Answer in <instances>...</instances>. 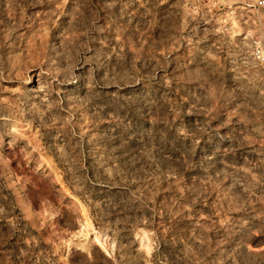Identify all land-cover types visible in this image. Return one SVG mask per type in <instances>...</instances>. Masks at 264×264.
Segmentation results:
<instances>
[{"label": "rangeland", "instance_id": "1", "mask_svg": "<svg viewBox=\"0 0 264 264\" xmlns=\"http://www.w3.org/2000/svg\"><path fill=\"white\" fill-rule=\"evenodd\" d=\"M0 264H264V15L0 0Z\"/></svg>", "mask_w": 264, "mask_h": 264}, {"label": "built area", "instance_id": "2", "mask_svg": "<svg viewBox=\"0 0 264 264\" xmlns=\"http://www.w3.org/2000/svg\"><path fill=\"white\" fill-rule=\"evenodd\" d=\"M247 8L254 10L255 12L264 15V0H239ZM259 53V50H255Z\"/></svg>", "mask_w": 264, "mask_h": 264}]
</instances>
